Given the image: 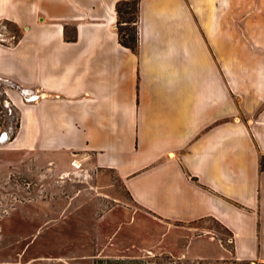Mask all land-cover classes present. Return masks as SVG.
<instances>
[{"label": "crops", "instance_id": "0c3cea01", "mask_svg": "<svg viewBox=\"0 0 264 264\" xmlns=\"http://www.w3.org/2000/svg\"><path fill=\"white\" fill-rule=\"evenodd\" d=\"M116 1L0 0L20 29L0 41L17 114L0 149L89 154L144 210L212 218L264 262V0H139L136 50Z\"/></svg>", "mask_w": 264, "mask_h": 264}, {"label": "rangeland", "instance_id": "374dc122", "mask_svg": "<svg viewBox=\"0 0 264 264\" xmlns=\"http://www.w3.org/2000/svg\"><path fill=\"white\" fill-rule=\"evenodd\" d=\"M4 24L6 34L15 31ZM6 83L0 79V123L12 134L17 114L5 105ZM0 264L248 263L233 255L231 235L216 220L154 216L89 154L38 162L0 149Z\"/></svg>", "mask_w": 264, "mask_h": 264}, {"label": "trees", "instance_id": "16d2710c", "mask_svg": "<svg viewBox=\"0 0 264 264\" xmlns=\"http://www.w3.org/2000/svg\"><path fill=\"white\" fill-rule=\"evenodd\" d=\"M138 7L139 0H117L115 3L116 11V28L118 32L119 41L130 47L132 50H136L138 45ZM12 23L16 26L14 33L15 39L20 35V29L18 25L10 20H3ZM261 167H264V158L261 159ZM242 263L251 264L254 261L250 259H238ZM256 264H264V262L258 261Z\"/></svg>", "mask_w": 264, "mask_h": 264}, {"label": "built area", "instance_id": "2783aa9c", "mask_svg": "<svg viewBox=\"0 0 264 264\" xmlns=\"http://www.w3.org/2000/svg\"><path fill=\"white\" fill-rule=\"evenodd\" d=\"M1 25H2V26L5 25V24H4V21H0V26H1ZM14 39H15V35H14V33L6 34V32H4V31L0 28V41H1V42L12 43V42H14ZM4 101H5V105L9 107L8 109L11 110V109H12L11 102H10L8 99H4ZM4 132L7 134V131H6V130H4ZM6 134H4V136H5Z\"/></svg>", "mask_w": 264, "mask_h": 264}]
</instances>
